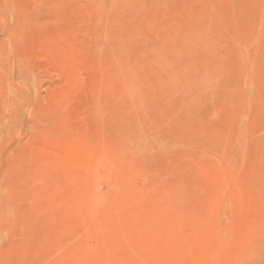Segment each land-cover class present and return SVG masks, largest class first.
I'll return each mask as SVG.
<instances>
[{"label":"rangeland","instance_id":"obj_1","mask_svg":"<svg viewBox=\"0 0 264 264\" xmlns=\"http://www.w3.org/2000/svg\"><path fill=\"white\" fill-rule=\"evenodd\" d=\"M0 264H264V0H0Z\"/></svg>","mask_w":264,"mask_h":264}]
</instances>
